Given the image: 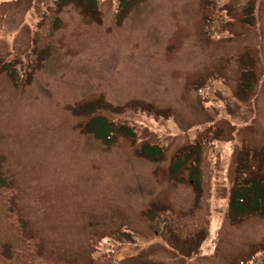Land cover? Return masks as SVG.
<instances>
[{"label": "rangeland", "instance_id": "rangeland-1", "mask_svg": "<svg viewBox=\"0 0 264 264\" xmlns=\"http://www.w3.org/2000/svg\"><path fill=\"white\" fill-rule=\"evenodd\" d=\"M54 1L0 0L6 61L19 72L14 84L0 70V173L25 233L64 264L109 252L124 264L257 261L264 215L236 216L228 203L244 150L262 153L264 174V0H228V33L218 39L205 33L204 0H141L120 13L118 0H102L98 20L69 4L39 59L33 33ZM94 100L102 115L139 124L137 142L119 136L105 146L84 133L88 116L76 108ZM203 140L220 152L209 229L176 242L155 215L193 209V185L169 163ZM143 141L162 157L141 156Z\"/></svg>", "mask_w": 264, "mask_h": 264}, {"label": "trees", "instance_id": "trees-1", "mask_svg": "<svg viewBox=\"0 0 264 264\" xmlns=\"http://www.w3.org/2000/svg\"><path fill=\"white\" fill-rule=\"evenodd\" d=\"M141 0H118L117 13L125 12ZM209 13L204 17L205 33L212 39L224 38L228 33L226 23L228 0H204ZM102 0H55L38 21L33 33L32 51L35 57L42 59L47 55L50 39L60 26L59 11L73 4L89 17L98 20ZM251 14L245 12L242 20L249 22ZM4 16L0 10V30L4 27ZM10 46L7 39L0 36V70L4 71L16 84L19 72L7 61ZM245 72V71H243ZM211 79L206 82L210 86ZM210 83V84H209ZM200 97L206 98L209 87L197 86ZM98 100L77 106L76 112L88 116L82 124V131L92 135L103 145L110 146L119 136L136 141L141 134L139 124L130 121L110 119L98 112L102 108ZM137 142V141H136ZM144 158L157 161L162 157L159 145L143 143L138 148ZM219 150L214 141H195L173 154L169 163L171 175L186 172L187 180L195 190L194 207L187 213H174L160 210L157 220L162 223L170 238L176 242L191 243L205 234L210 225V202L216 171L220 166ZM262 153L247 149L238 159L234 181L229 195V209L236 216L255 213L264 215V174L260 172ZM15 191L0 173V264H64L61 260H52L40 251L39 238L25 233V223L15 208ZM89 264H124L112 253L102 254L90 260ZM252 264H264V247L257 261Z\"/></svg>", "mask_w": 264, "mask_h": 264}]
</instances>
